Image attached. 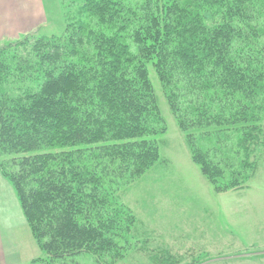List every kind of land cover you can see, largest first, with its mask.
Segmentation results:
<instances>
[{
	"label": "trees",
	"instance_id": "16d2710c",
	"mask_svg": "<svg viewBox=\"0 0 264 264\" xmlns=\"http://www.w3.org/2000/svg\"><path fill=\"white\" fill-rule=\"evenodd\" d=\"M60 1L61 34L0 46V174L47 263L113 264L135 217L109 184L151 170L161 157L150 138L167 131L149 65L213 190L241 189L255 174L264 0ZM197 130L234 132L244 159L215 162L194 145Z\"/></svg>",
	"mask_w": 264,
	"mask_h": 264
},
{
	"label": "rangeland",
	"instance_id": "374dc122",
	"mask_svg": "<svg viewBox=\"0 0 264 264\" xmlns=\"http://www.w3.org/2000/svg\"><path fill=\"white\" fill-rule=\"evenodd\" d=\"M39 1L43 13L29 27L20 25V21L35 15L31 14L37 6L35 0L30 4L28 0H0L1 27L7 31L1 34L0 46L28 34L51 36L63 32L61 1ZM148 69L167 131L150 138L157 140L161 157L151 170L136 180L120 178L109 184L118 203L135 217L129 234L119 239L121 250L113 264H264V126L261 145L250 147L251 160L258 162L255 174L241 189L216 193L192 162L156 75L150 65ZM203 132H193L194 145L209 151L215 162L244 159L234 132L225 133L228 138L217 133L202 137ZM232 169L239 168L234 164ZM0 181V211L6 228L22 241L18 245L19 256L26 258L22 264L38 258L44 261L36 264H49L31 236L10 183L1 174ZM65 263L98 264L90 255H79Z\"/></svg>",
	"mask_w": 264,
	"mask_h": 264
},
{
	"label": "crops",
	"instance_id": "0c3cea01",
	"mask_svg": "<svg viewBox=\"0 0 264 264\" xmlns=\"http://www.w3.org/2000/svg\"><path fill=\"white\" fill-rule=\"evenodd\" d=\"M28 1H29L28 4H30L34 0H28ZM35 1L37 2V6L34 8V11L31 13V14L34 13L35 15L33 17H31V20L27 19L26 17L23 18L20 21V25L28 24L29 27L33 26L36 23L35 19L41 17V14L43 13V8L39 4V2H40L39 0H35ZM2 22L3 21L0 20V38H1L2 32H7L6 30H4L6 28L1 27L4 25V23H2ZM0 183L2 184L3 182L0 181ZM0 189L1 190L3 189L2 185H0ZM6 197L7 196H5V198ZM2 208L3 207L1 205L0 210H2ZM3 215L4 214L1 213V211H0V264H22L23 261L26 259L25 255L19 256V253H18V252H20L19 251L20 247L18 245L22 241L19 239V235L15 236L8 228H6V226L4 224V220H3L4 219ZM13 256H14V258L12 259ZM20 259L22 260L21 262L17 261ZM15 261H17V262H15Z\"/></svg>",
	"mask_w": 264,
	"mask_h": 264
}]
</instances>
